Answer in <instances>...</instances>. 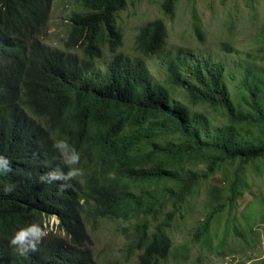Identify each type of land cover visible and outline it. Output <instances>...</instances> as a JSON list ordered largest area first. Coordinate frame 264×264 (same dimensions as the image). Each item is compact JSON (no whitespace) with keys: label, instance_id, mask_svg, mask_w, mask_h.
I'll use <instances>...</instances> for the list:
<instances>
[{"label":"trees","instance_id":"trees-1","mask_svg":"<svg viewBox=\"0 0 264 264\" xmlns=\"http://www.w3.org/2000/svg\"><path fill=\"white\" fill-rule=\"evenodd\" d=\"M75 1L60 48L41 37L52 0H0V155L12 169L0 176V264H95L88 221L106 218L133 228L129 251L140 252L138 264H162L173 248L168 228L192 212L203 182L220 173L224 185L209 188V213L193 233L202 242L213 219L244 196L246 166L262 170L264 63L249 52L228 70L221 61L168 54L161 57L166 77L156 81L147 60L165 50L169 36L159 18L137 36L145 59L115 54L102 73L95 61L104 45L112 52L122 45L117 19L128 0ZM177 1L166 0L165 10ZM178 89L190 105L175 97ZM199 105L221 113L223 123L214 126ZM57 139L76 148L83 170L64 187L40 180L57 167L67 171ZM51 217L58 229L47 232ZM30 223L46 236L21 256L10 239Z\"/></svg>","mask_w":264,"mask_h":264},{"label":"rangeland","instance_id":"rangeland-1","mask_svg":"<svg viewBox=\"0 0 264 264\" xmlns=\"http://www.w3.org/2000/svg\"><path fill=\"white\" fill-rule=\"evenodd\" d=\"M165 1H127L126 8L119 12L117 19V27L123 37L122 45L115 52L104 45L103 57L95 61L102 73L115 54L145 59L137 51V36L144 25L159 18L166 23L169 36L165 50L147 60L156 81L162 82L166 77L167 67L161 57L168 58V54H181L190 61H221L228 70L246 60L249 52L256 54L259 62L264 63L260 54L264 44V0H254L252 5L247 0H178L175 9L169 13L165 10ZM78 8L75 0H52L48 26L41 35L47 44L64 48L69 35L70 16ZM195 24L201 27V35L194 28ZM226 47H233L236 51L224 50ZM75 52L83 59L81 50L76 49ZM175 94L178 100L190 105L183 90H175ZM196 109L207 111L214 126L223 123L221 113L204 105ZM259 166L261 171L246 166L243 176L247 181V190L244 196L240 197L234 209L226 208L213 219L204 242L195 238L193 233L209 213L206 208L209 188L212 184L224 185L222 175L218 173L199 186L191 199L192 212L185 218H176L168 228L173 248L162 264H254L264 259V163ZM236 168L237 165H229L230 172ZM45 222L47 232L56 231L55 218H46ZM88 224L95 264H138L140 252L129 251L133 229L129 224L108 218L89 219Z\"/></svg>","mask_w":264,"mask_h":264},{"label":"clouds","instance_id":"clouds-1","mask_svg":"<svg viewBox=\"0 0 264 264\" xmlns=\"http://www.w3.org/2000/svg\"><path fill=\"white\" fill-rule=\"evenodd\" d=\"M53 148L59 153L62 163L67 168V171H65L64 168L57 167L52 171L44 175H41L40 180L41 182L44 183H52L54 181H60L63 182L61 186L64 187L73 178L78 177L83 172V170L80 167L76 166L79 165L80 162V153L66 139H57L53 143ZM11 170H12L11 161L6 156L0 155V176L8 174L9 172H11ZM12 189L13 186L9 184L6 187H4L3 190L5 192H10L12 191ZM58 223L59 222L57 221V226ZM44 226L47 231L46 224ZM45 236H46V232L40 224L30 223L25 227L19 228L13 234V236L10 239V245L14 246L17 252L21 256H23L29 253L30 251H36L38 245L42 242ZM226 263L230 264L229 262Z\"/></svg>","mask_w":264,"mask_h":264},{"label":"built area","instance_id":"built-area-1","mask_svg":"<svg viewBox=\"0 0 264 264\" xmlns=\"http://www.w3.org/2000/svg\"><path fill=\"white\" fill-rule=\"evenodd\" d=\"M227 264V263H226Z\"/></svg>","mask_w":264,"mask_h":264}]
</instances>
